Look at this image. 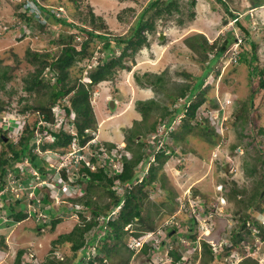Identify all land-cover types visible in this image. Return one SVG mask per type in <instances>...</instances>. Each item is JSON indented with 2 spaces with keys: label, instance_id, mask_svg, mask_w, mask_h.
<instances>
[{
  "label": "rangeland",
  "instance_id": "rangeland-1",
  "mask_svg": "<svg viewBox=\"0 0 264 264\" xmlns=\"http://www.w3.org/2000/svg\"><path fill=\"white\" fill-rule=\"evenodd\" d=\"M24 1L0 0V72L7 69L10 76L5 89L0 90V98L5 100L7 95L4 90H12L13 102L22 99L17 103L19 106L26 100L37 103L42 97L45 99L48 92V88H43L37 93L24 91V78L33 70V66L25 58L26 51L29 49L58 53L61 47L54 41L59 34L78 33L76 28L66 24L50 23L42 26L33 20L28 23L24 16L20 15L27 2L23 6L19 3ZM149 1L38 0L41 5L49 4L75 27L89 28V21L94 20L95 24L102 25L103 30L108 31L111 36L126 34ZM225 1L229 8L240 11V21L251 30L249 34L257 44L256 69L261 73L264 71V22L261 23L259 19L264 17V8H253L249 15L247 13V16H244V10L253 0H222V2L177 0L180 12L173 11L172 15L167 17H157L153 23L154 28L143 32L146 44H142L139 49L128 50L122 57L125 68L116 66L113 77L88 87V72L93 69L99 58L105 56L106 49H102L101 41L97 39L90 42L86 55L83 54V58L77 60L70 69L72 78L78 77V81L87 85L89 90L96 121L95 128H92L94 135L91 142L98 145L96 153L100 151L96 155L95 167L105 165L109 167L106 172L110 173L112 167L119 169L120 163L119 160L114 159V156L107 159L108 153H105L104 148L107 147V143L122 145L120 141L124 137L123 131L128 127L133 128L137 120L141 119L136 102L148 99L157 102L158 107L149 110L146 124L160 116V105L169 109L180 106L182 108L186 96H178L180 88H190L193 85L195 77L202 73L203 66L208 63L214 51L210 48L206 51L202 50L201 46L194 42L196 36L203 37L207 45L214 41L219 44L226 37L230 40L225 52L212 62L210 71L203 77L197 92L190 98L191 103L199 97L204 98L194 113L195 118L202 119L200 124H196L195 119L190 120L186 139L180 141H173L171 136L174 132L178 137L182 136L179 133L183 131L184 117L178 118L181 115L176 117L165 131L162 129L164 119L157 126L156 133L143 135L146 153H150L153 149L156 151L158 148H165L162 135L170 144L168 146L170 149L165 148L168 157L162 165L160 159H156L152 154L149 155V163L139 170L137 181L148 173L149 165L157 170L152 179L153 183L145 186L147 194L141 197V216L146 218L145 224L135 220L133 224L125 226L130 233L147 230L146 226L152 227L140 238L144 242L143 249L145 246L148 248L143 252V249H139V239L127 236L128 233H125L121 239H113L108 243V247L114 245L112 249L106 251L111 256L109 259L104 255V251L96 247L98 242L104 240L96 239L79 264L86 263L93 254L102 258L100 264H170L171 249L180 250L181 255L183 254L181 263L178 264H205L203 241L208 243L213 251L223 244L232 243L227 234L230 229L238 227L240 221L234 211L238 210L240 215L254 211L257 219L259 212H264V188L261 189L264 181V84L259 86L257 75L250 74L247 63L240 58V51H244L245 55L249 56V43L234 23L231 24L230 21L225 24L229 20L223 3ZM256 1L264 3V0ZM28 4L32 5V9L36 8L31 1H28ZM153 11L155 8L149 10L148 15L150 16ZM178 18L182 19L181 22ZM252 20L253 25H251ZM78 35L80 36L76 37L77 41L83 34ZM188 37L189 41L194 42L195 47L185 42ZM236 38L241 39L238 46L236 43L233 44L237 41ZM112 47L114 57L117 58L122 53L121 46L112 43ZM110 59V57L105 58V60ZM41 75L45 81H50L49 83L53 81L52 76L51 79L49 78L46 68ZM157 77L161 79L159 82ZM147 78L156 86H149ZM223 97L229 100L225 105V121L221 120L216 110L217 98ZM110 99H113V108L108 102ZM53 109H57L55 104ZM240 110L241 114L238 117ZM4 111L3 117L20 119L21 123L28 116V113L25 115L15 109H8L7 106ZM73 114L74 112L64 119L61 128L75 133ZM14 124L8 126L5 121L3 122L8 128H12ZM16 126L19 125L16 123ZM8 136L15 138L13 141L16 142L13 133H8ZM141 137L142 135H138L137 139ZM73 141L76 142L75 148H81L78 139L71 137V143L68 148L66 147L64 154L70 159L74 158L68 153L74 146ZM33 151H36V148H33ZM169 151L172 153L170 154ZM82 152L91 155L89 150L84 149ZM37 154L46 161V163L42 162L46 169L42 178L39 176L37 182V169L32 168L29 162H17L16 166L21 169L19 176L8 172L7 183L0 192L1 194L3 191H9L10 194L4 198L0 197V207L5 208L9 202L19 197L36 213L27 214L26 218L18 222H9L5 214H0L2 221L5 222L0 224V236H3V242H0V264H14L19 249L25 250L20 256L19 264H39L45 261L47 256H54L55 259H63L70 263L73 255L68 244L61 245L55 241L60 235L70 231L75 224L82 222L79 211L87 219L91 212L83 206L84 201L81 200H76L74 203L78 210L73 212L62 210V199L68 196L79 199L84 192H87L84 200H91L101 205L111 203L113 196L107 189L99 185L82 188L79 180L76 179L77 172L71 173L66 181L61 179L60 169L64 166L73 167V161L69 162L68 159L60 164L55 151L48 154L37 152ZM29 169H32L31 173L35 177L27 179V184H19V181L26 177L25 173ZM34 184L37 185L36 187L45 186L51 200L47 207H52L55 211L54 216L44 211L43 203L39 202L38 198L35 204L30 202V198L34 196V192L30 191ZM220 184L222 188H218ZM193 187L199 190L192 192ZM122 188L124 187L118 184H113L111 187L119 194ZM238 188L241 193L234 194L233 189L238 190ZM259 189H261L260 197H257L255 193ZM220 195H223L222 200ZM240 196L241 201H239ZM251 197L256 203L258 202L262 211L257 206L251 209L247 206ZM123 204L124 200L119 204L121 208ZM70 205L71 203L68 202L67 207L70 208ZM117 209L112 211L118 212ZM102 210L106 211V208L102 207ZM191 216L197 223L190 219ZM113 218L114 212L111 219ZM52 219H58L54 226L50 224ZM175 222L181 224L180 229L171 227L176 225ZM45 223L47 225H44ZM250 223V220L246 219L245 224ZM195 225V237L188 236L185 227L194 228ZM106 232V230L102 231V233ZM87 238L89 234L86 235ZM254 241L255 246L249 249L250 251L246 246V255L258 259V264H264V239L259 242L254 237ZM218 260L224 264H240L239 256L234 249L222 251Z\"/></svg>",
  "mask_w": 264,
  "mask_h": 264
},
{
  "label": "trees",
  "instance_id": "trees-1",
  "mask_svg": "<svg viewBox=\"0 0 264 264\" xmlns=\"http://www.w3.org/2000/svg\"><path fill=\"white\" fill-rule=\"evenodd\" d=\"M219 1L222 2V0ZM223 3L225 5V11L227 15L229 14L231 18H236V12H234L232 8H229V5L226 1ZM19 4L23 5V2ZM252 4L253 6H256L264 3L253 0ZM153 8H155V11H153L149 16L148 11ZM173 11L180 12L177 0H150L139 12L126 34L111 36L108 31L103 30L102 25L95 24L94 20L89 21V28L83 26L75 27L74 25L70 24L66 18L61 17L58 12L50 7L49 4L41 5L37 3L36 11L30 10L28 6L23 9V12L20 13V15L22 17L24 16V19L27 20L28 23H30L32 20L42 26H47L50 23H61L76 28L78 33H67L65 35L60 33L56 41H54L61 47L58 53L40 52L29 49L26 51L25 58L28 63L33 66V70L29 72V74L24 78V91L29 93H37L43 88H48V92L46 93L47 97L45 99L42 97V99H39L37 103H30L25 99L26 101L19 106L17 103L22 99L17 100V102H13V99L11 98L12 90H4L7 98H5V100L0 98V115H3L5 112L4 110L6 106L8 109H15L17 112L22 114L28 113L23 129L19 135L16 136V142L13 141L15 138L12 139L8 136L9 132L7 128H4L3 124L0 122V147L2 146L3 148L0 149V192L4 189L7 183L8 172L19 176L21 169L20 167L16 166V163L22 162L23 158L31 162L33 167H37L39 175L42 176L45 174L46 169L42 162L46 163V161L39 158L37 156V152L33 151V148L37 147L40 151L50 149L55 151L59 156H63L65 154L66 149L71 143L70 141L72 135L70 134V131L68 129L66 130L61 128L62 126L59 129L50 128L55 122L56 114L61 112V110L64 113V118L62 121L72 114V112H74L72 122L75 126L79 145L85 146V143L89 142V140L93 137L92 128H95L96 121L91 107L88 87L101 80L111 76L113 77V75H115L116 66L120 67L121 69L125 68L122 62V57L126 54V52L128 50L139 49L142 44H146V38L143 35V32L145 30L151 31L154 28L153 23H155V19L157 17H167V15H172ZM178 19L181 22L182 19ZM224 21L226 20L224 19ZM241 25L243 26L241 29L245 33L244 37L246 41H248L250 49L249 56L245 55L244 51H240V58L241 60L245 61V63H247L250 74L257 75L258 84L261 86L264 84V77H262L264 71L259 73L256 69L257 64H255V62L257 61V44L250 37L246 27L243 24ZM81 33L83 36L77 41L76 37L80 36L78 34ZM93 39L101 41L102 49L104 50L105 48L106 50H104L105 56L103 58H99V61L95 66H91L93 69H91L87 74L89 78V85L87 87V85L82 84L81 81H78V77L74 79L72 78L70 69L77 60L83 58V54L86 55L88 45ZM185 42L190 46L194 45L193 43L195 42L201 46L202 50L205 51L207 48L214 49L212 57H210L208 63L203 66L202 73L195 77L193 85L190 88H180L178 96H186V99H190L197 92V88L201 85L203 77L210 71V68L213 64L212 62H214L221 54L225 52L230 40L226 37L219 44L215 43L214 41L212 44L207 45L206 40L203 37L199 38L196 36L194 42L189 41V37L186 38ZM112 43H115L117 46H121L122 53L117 58L114 57ZM195 46L196 45H194V47ZM106 57H110L111 59L105 60ZM45 68L49 73V78L51 79V76L53 78L51 83H49L50 81H45L42 78L41 74L44 72ZM9 79L10 76L8 75V70H2L0 72V90L5 89V84ZM160 80L161 79L157 77V81L159 82ZM147 84L149 86H156V84L150 81L149 78H147ZM160 86H162L161 83ZM198 92L203 93L204 91ZM152 100L154 99L138 100L136 102V108L138 111H140L141 119L137 120L133 128L128 127L124 130L125 152L123 149H111L112 147L110 146H113L112 143H107V147L104 148L105 153H108L107 159H111L112 156H114V159L119 160V169L112 167L110 169V173L106 172L109 167L105 165H97L94 169H91L89 164L96 161L94 157L90 159L88 164L81 161L78 168L64 166L62 169H60L59 175L62 180H68L71 173L77 172L76 179L79 180L78 182L82 188H90L93 185H99L107 189L113 197L110 204L102 205L92 202L91 200H84L87 192H84L79 199L75 196H68L62 199V210L67 209L71 212L78 210L75 208L76 204L74 203H76V200H81L82 202L84 201L82 204L89 209L91 215L87 219L84 217V214L79 211L78 214L80 215L82 222L75 224L70 231L60 235L57 241H55L61 245L68 244V247L70 251H72L73 255V259L70 263L63 259H55L54 256H47L46 260L40 262L39 264H79L82 262V257H84L87 249H89L90 246L95 243L96 239L104 240V242H98L96 247L99 250L104 251V255L108 256L110 259L111 256H109V254L106 252L114 247V245L108 247V243L110 241L113 239H121L125 233H128L127 236L140 238L147 231L151 230L152 227L146 226L147 230L143 229L130 233L129 229H125V226L127 224H133L135 220L145 224L146 218L141 216V197L147 194L145 191V186L153 183L152 179L155 177L157 170L154 166L149 165L150 169L148 173L143 175L140 181H137V177L140 172L139 170L143 169L149 163V155L152 154L156 159H160V165H162L168 157V153L166 152L165 148L170 149V147H168L170 144H168L166 141V137L162 135L165 148H160L156 151L153 149L150 153H146L144 149L146 144L143 140V135L151 132L154 133L157 126L161 124L164 119V129H167L176 115H178L179 112L181 113L184 108H181L180 106L169 109L160 105V116L156 120L150 121L146 124L145 122L147 120L149 110H151L153 107H158L156 106L157 102ZM203 100V97H199L185 108L182 129L183 131L179 133L182 136L178 137L177 133H172L171 137L173 141L186 139L190 120L195 119L196 124H200L199 122L202 121V119L199 120L197 117L195 118L194 113L196 108L203 102ZM54 104L59 105L60 110L53 109ZM240 114L241 110L239 111L238 117ZM40 117L43 118L44 122L37 126V121ZM62 124L63 123H61V125ZM36 128L40 133L39 136H37L38 139L34 134ZM85 129H89V131L86 132ZM138 135H142V137L137 139ZM88 150L90 153L94 154H98L100 152L98 151V153H96L98 150V145L94 144H89ZM171 153L172 152H170V154ZM107 159H105V161H107ZM26 179H23L24 181L21 182H25V184H27ZM262 183L264 185V182ZM113 184H118L119 186L122 185L124 187L122 188L120 194L117 193V191L115 192V190L111 189ZM263 185H261V187ZM222 187L223 186H221V188ZM198 190L199 189L197 187H193L192 192ZM233 192L234 194H240L241 190L239 188L238 190L233 189ZM8 194L9 191H3L0 194V197L4 198ZM255 196L260 197V191L257 190ZM36 198H38L39 202L43 203L42 208L44 211L49 212L50 216H54L55 211L52 210V207H47L50 205L51 200L44 185L35 187L34 196L30 198V202L35 204ZM122 200H124V204L121 210H118L116 216H114L113 219H111L112 217L108 218L111 213V209L116 207ZM239 201H241V196L239 197ZM68 202L71 203L70 208L67 207ZM247 206H249L250 209L254 208V206H257L259 210L262 211V208L258 206V202L256 203V201L253 200V197L250 198ZM102 207L106 208V211L102 210ZM2 213L9 218V222H18L26 218L27 214H36L29 208L28 203L26 204L22 202L19 197L15 198L13 202H9L5 208L0 207V214ZM234 213L238 214L236 216L240 221L238 223V227L230 229L227 234L228 239L232 242L230 244L231 246L223 244L219 247L220 250L217 249L215 252L208 243L203 241V252L204 256L206 255V258H204L205 264H224L222 261H220L221 263L219 262V254L224 250L229 251L231 249L236 250L240 256H244L240 260V264H258V260L249 257L251 255H245V251L246 246L247 250L250 247L253 248V243L255 242L254 237L258 238L259 240L264 239V226L261 224V217L264 215V213L259 212V219L256 218L254 211H248L240 215L239 211L236 210ZM235 214L233 215L235 216ZM190 219L197 223L193 216H191ZM246 219H249L251 223L245 224ZM57 221L58 219H52L50 224L54 226ZM2 222V217L0 215V224ZM3 224H5V222H3ZM44 225H47V223ZM172 227L175 229L177 228L175 225ZM177 229H180V227ZM103 230L107 231V235H101ZM195 230L196 225L194 228H185L187 235L190 237H195ZM87 234H89V238L86 239ZM0 242H3V236H0ZM145 248H148V246H145ZM145 248H142L143 252L145 251ZM24 251V249H19L16 252L14 264H19L20 256ZM170 254L172 256L170 264H177L180 261V250L171 249ZM101 259L102 258L99 255L93 254L84 264H100ZM97 261L98 263H96Z\"/></svg>",
  "mask_w": 264,
  "mask_h": 264
},
{
  "label": "clouds",
  "instance_id": "clouds-1",
  "mask_svg": "<svg viewBox=\"0 0 264 264\" xmlns=\"http://www.w3.org/2000/svg\"><path fill=\"white\" fill-rule=\"evenodd\" d=\"M28 1H30V0H28ZM28 1L27 0H25L24 2H23V5L27 2L28 3ZM32 2H33V4H35L36 5V7H37V3L38 4H40L39 2H38V0H31ZM221 2V1H220ZM22 5V6H23ZM27 4H25L24 5V7H23V9L25 8V7H27L26 6ZM260 5H263V4H259V5H256V6H253V4H250V6H248V8H246L245 10H244V15H247V13H248V15L250 14V11L253 9V8H256V7H259ZM29 7V6H28ZM235 12V11H234ZM236 12H239V13H236L237 14V17L236 18H231V16L228 14L227 15V17L229 18V20L225 23V24H228L230 21H231V24L232 23H234V25H236L237 27H238V29L239 30H241L242 32H243V30L241 29V27H243L241 24H242V22L240 21V19H241V13H240V11L239 10H236ZM264 18V17H263ZM263 18H261L260 17V22L261 23H263L264 22V19ZM254 22V21H253ZM244 25V24H243ZM251 25H253V23L251 22ZM245 26V25H244ZM246 27V26H245ZM246 29L248 30V33H250L251 34V30L248 28V27H246ZM243 34L245 35V33L243 32ZM249 34V35H250ZM236 36V35H235ZM251 37V36H250ZM252 38V37H251ZM253 39V38H252ZM235 40H237V41H234L233 42V44L234 43H236L237 44V46L239 45V43H240V41H241V39H235ZM255 41V40H254ZM222 55V54H221ZM88 77V76H87ZM88 81H89V78H88ZM185 98V97H184ZM110 100H112L113 101V99H110ZM109 102V101H108ZM184 103L182 104V107H184L183 108V110L181 111V113L179 112L178 113V115H176V117H178L179 115H181L180 117H178V118H182V117H184V112H185V108L187 107V106H189V104L191 103V101H190V99H184V101H183ZM114 103V102H113ZM229 103V100L228 99H226V98H222V99H219V98H217V113H218V115L220 114V118H221V120L222 121H225V119H226V109H225V105L226 104H228ZM56 106H57V108L59 107V105H57V104H55ZM54 106V105H53ZM111 108H113V106L111 107ZM63 112V111H62ZM64 114V113H63ZM63 117H64V115H63ZM175 117V118H176ZM174 118V119H175ZM173 119V120H174ZM164 121V120H163ZM173 122V121H172ZM171 122V123H172ZM164 122H162V125H163V130L165 131V129H164V124H163ZM171 125V124H170ZM8 130V129H7ZM158 129L156 128V131H157ZM85 131L87 132V131H89V129H85ZM156 131L154 132V133H156ZM124 132V131H123ZM151 133H153V132H151ZM70 134L72 135V137L73 138H77V134H76V132L74 133V132H72V131H70ZM148 134H150V133H148ZM93 135H94V133H93ZM17 136V135H16ZM124 138V137H123ZM123 138H121V143H122V145H117L118 143H115V145H113L114 147H112L111 149H120V150H122V149H125V142H124V139ZM92 139V138H91ZM91 139L89 140V142H87V143H85L86 145L85 146H80L81 148H79L78 147V150H77V152H76V155L78 156V160H79V164H80V162L81 161H83L84 163H85V161L87 160H89L90 161V159L92 158V157H94L95 159H96V155L97 154H94V156H88V153H85V154H83V150L85 149V150H88V145L89 144H94V142H91ZM75 140V139H74ZM76 141V140H75ZM148 144H150V141H148ZM72 148H74V147H72ZM159 149V148H158ZM36 151L38 152V153H40V154H48V153H50V152H52V150H50V149H47V150H45V151H40V150H38V148L36 147ZM127 151V150H126ZM125 152V151H124ZM170 152V151H169ZM57 154V153H56ZM90 155V154H89ZM86 156H88V158L87 159H85V157ZM39 157V156H38ZM56 157H57V160L59 159L58 157H59V155H56ZM40 158V157H39ZM24 161H27V162H29L27 159H25V158H23V161L22 162H24ZM29 164L32 166V163L31 162H29ZM79 164H78V166H79ZM90 165H92L93 167L91 168V169H94L95 168V161L94 162H91L90 164H89V166ZM68 167H71V166H68ZM32 168H34L35 170L37 169V167H33L32 166ZM72 168H74V167H72ZM32 169H29V170H27V172L25 173L26 174V177H24L23 179H31V177L33 178V177H35V175H33L32 173ZM20 174V173H19ZM39 176L42 178V176L41 175H39V173H38V169H37V182L39 181ZM23 179H21V181H24ZM27 179H26V181H27ZM21 181H19V184H24L25 182H21ZM64 181H66V180H64ZM264 182V181H263ZM35 185V184H34ZM262 185H263V183H262ZM28 186H31L30 184H28ZM37 185H35L34 186V188H33V192H35V187H36ZM262 188H264V185L261 187V189ZM261 189H259V191H261ZM218 190H220V189H218ZM221 196H223V195H221ZM120 204V203H119ZM117 205L116 207H114L112 210H116L117 209V207H119L118 209H120L121 208V206L120 205ZM117 209V210H118ZM111 210V213H110V215L108 216V218H111L112 217V214H113V212H114V216H116V214H117V212H115V211H112ZM264 213V212H263ZM261 224L264 226V215L261 217ZM104 234H106V233H102V235H104ZM137 238V237H136ZM141 238V237H140ZM139 239V238H138ZM257 241H259V242H261L258 238H257ZM144 244V243H143ZM142 248H143V245L139 248V249H141L142 250ZM238 253V252H237ZM169 255L171 256V254L169 253ZM183 255V254H182ZM181 255V256H182ZM181 256H180V263H181ZM172 257V256H171ZM244 256H240V258H239V261L238 262H240V260L243 258ZM258 260V259H257ZM170 262H171V260H170ZM178 262V263H179ZM177 263V264H178Z\"/></svg>",
  "mask_w": 264,
  "mask_h": 264
},
{
  "label": "built area",
  "instance_id": "built-area-1",
  "mask_svg": "<svg viewBox=\"0 0 264 264\" xmlns=\"http://www.w3.org/2000/svg\"><path fill=\"white\" fill-rule=\"evenodd\" d=\"M30 1H31V0H30ZM31 2H32V1H31ZM32 4H33V2H32ZM27 5L29 6L30 10H32V11H33V10H34V11L37 10V7H36L35 9H32V5H30V4H28V3H27ZM27 5H26V6H27ZM59 108H60V107H58L57 109L60 110ZM61 111H62V110H61ZM25 115H26V114H25ZM3 116H4V115L0 116V118H1V121H0V122H1L2 124H3L4 121L8 124V126H10V125H12V124L15 123V124L13 125L12 128H8V127H6L5 125H3L4 128H7L8 131H9V133H13L15 136H16V135H19V133H20L21 130L23 129V126H24L25 121H24L23 123H21L20 119H8V118H5V117H3ZM63 118H64V117H63V114L60 115V112H58V113L56 114L55 122L53 123V125H51L50 128H51V129H53V128H60V127L62 126L61 123L64 122V121H62ZM6 120H7V121H6ZM43 122H44L43 118L40 117L39 120L37 121V126L40 125V124H42ZM16 123L19 125L18 127L16 126ZM56 124H57L58 126H57ZM34 134H35L36 138H37V136H39L40 133H39V130H38L37 128H36ZM73 143H74V146H73L74 148H72V150L69 151L68 153H71V155H73L74 158H73V159H70L68 155H63V156H59V157H58V158H59L58 161H59L60 164H63V163L66 162V160L69 159V160H70L69 162L73 161V163H74L73 167H74V168H78L79 160H78V157H76V152H77L78 149L75 148L76 142L73 141ZM93 154H94V153H91L90 156H93ZM69 162H68V163H69ZM85 163L88 164V163H89V160H88V161L86 160ZM67 167H68V166H67ZM90 167L92 168L93 166L90 165ZM34 186H35V185H33V186H32V189L30 190V191H32V193H33V188H34ZM218 188H221V184L219 185ZM220 197H222V198H221V200H222V199H223V196L220 195ZM182 221H183V220H182ZM175 224H176L175 226H176L177 228L180 227V225H181V224H178L177 222H175ZM166 226H169V225H166ZM172 226H173V225H171V227H172ZM186 227H189V226H186ZM186 227H185V228H186ZM177 228H176V229H177ZM138 243H139V245H140V246H139V248H140V247L143 245L144 242H143L142 239L139 238V242H138ZM254 246H255V242L253 243V248H254ZM248 247H249V246H248ZM253 248L250 247L249 249H253ZM249 249H248V250H249ZM216 251H217V250H216ZM216 251H215V252H216ZM249 251H250V250H249ZM237 255H238L239 258H240V255H239L238 253H237ZM245 255H246V252H245ZM182 257H183V255L181 256V258H182Z\"/></svg>",
  "mask_w": 264,
  "mask_h": 264
},
{
  "label": "crops",
  "instance_id": "crops-1",
  "mask_svg": "<svg viewBox=\"0 0 264 264\" xmlns=\"http://www.w3.org/2000/svg\"><path fill=\"white\" fill-rule=\"evenodd\" d=\"M199 1H200V0H199ZM197 3H198V2H197ZM259 8H261V9L264 8V4H263V5H260ZM233 11L236 12V10H233ZM236 13H238V12H236ZM244 16H247V15H244ZM244 16H243V17H244ZM251 22L253 23V20H252Z\"/></svg>",
  "mask_w": 264,
  "mask_h": 264
},
{
  "label": "water",
  "instance_id": "water-1",
  "mask_svg": "<svg viewBox=\"0 0 264 264\" xmlns=\"http://www.w3.org/2000/svg\"><path fill=\"white\" fill-rule=\"evenodd\" d=\"M109 104L112 107L113 106V101L112 100H109Z\"/></svg>",
  "mask_w": 264,
  "mask_h": 264
}]
</instances>
